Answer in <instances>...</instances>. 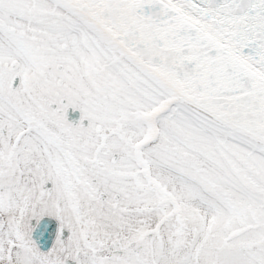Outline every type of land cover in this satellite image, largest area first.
Instances as JSON below:
<instances>
[{
	"label": "snow or ice",
	"instance_id": "6c2138e0",
	"mask_svg": "<svg viewBox=\"0 0 264 264\" xmlns=\"http://www.w3.org/2000/svg\"><path fill=\"white\" fill-rule=\"evenodd\" d=\"M0 264H264V0H0Z\"/></svg>",
	"mask_w": 264,
	"mask_h": 264
}]
</instances>
